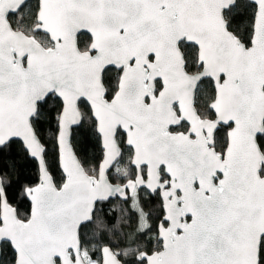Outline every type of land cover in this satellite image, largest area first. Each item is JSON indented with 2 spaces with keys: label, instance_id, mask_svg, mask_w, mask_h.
Listing matches in <instances>:
<instances>
[{
  "label": "snow or ice",
  "instance_id": "6c2138e0",
  "mask_svg": "<svg viewBox=\"0 0 264 264\" xmlns=\"http://www.w3.org/2000/svg\"><path fill=\"white\" fill-rule=\"evenodd\" d=\"M0 264H264V0H0Z\"/></svg>",
  "mask_w": 264,
  "mask_h": 264
},
{
  "label": "trees",
  "instance_id": "16d2710c",
  "mask_svg": "<svg viewBox=\"0 0 264 264\" xmlns=\"http://www.w3.org/2000/svg\"><path fill=\"white\" fill-rule=\"evenodd\" d=\"M90 150V149H89Z\"/></svg>",
  "mask_w": 264,
  "mask_h": 264
}]
</instances>
